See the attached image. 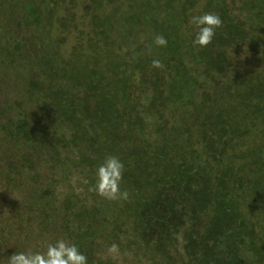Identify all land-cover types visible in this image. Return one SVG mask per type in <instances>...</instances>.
<instances>
[{"label": "trees", "instance_id": "16d2710c", "mask_svg": "<svg viewBox=\"0 0 264 264\" xmlns=\"http://www.w3.org/2000/svg\"><path fill=\"white\" fill-rule=\"evenodd\" d=\"M67 1L0 0V90L16 96L0 104V178L8 191L30 185L0 224V250L20 243L0 257L51 235L88 264H117L112 244L147 264H264V71L236 61L242 47L264 61V0H82L80 23ZM206 12L222 26L193 47L188 20ZM108 155L124 166L125 200L89 191ZM39 161L60 166L61 182L75 171L77 191L58 199Z\"/></svg>", "mask_w": 264, "mask_h": 264}, {"label": "rangeland", "instance_id": "374dc122", "mask_svg": "<svg viewBox=\"0 0 264 264\" xmlns=\"http://www.w3.org/2000/svg\"><path fill=\"white\" fill-rule=\"evenodd\" d=\"M58 1H60L59 4L62 5L63 3L61 2L62 0H58ZM62 6H65V7L68 6L69 8H72L71 7L72 5L70 6L67 0L64 1ZM73 7L74 9L72 10L75 13V16H76L75 18L77 19L76 21L77 23H80L81 15L83 14V8L85 7V4L82 0H75V4ZM63 10L64 9H61V10L57 9L56 14H54L55 17H58L59 15H63L64 14ZM20 15H21V7H17L15 9L13 18L19 19ZM1 20H2V17L0 16V21ZM2 25L4 26V24L0 22V49L5 48L6 39L7 37H9L8 32H6L7 30H5ZM54 25L56 24L54 23ZM9 26H12V23H10ZM75 39H76V33L73 32L71 33V35H69L68 43L65 45L66 50L69 49L70 46L75 42ZM236 58H237L236 61L238 62L239 66L241 67L243 71H250V70L252 71L255 70L257 72L264 71V61L259 62L258 61L259 56H256L253 53L247 51L246 48H243V47L240 48L237 53ZM0 78L3 79V76L0 75ZM14 93H15L14 89L9 88L6 85L3 91L2 89L0 90V104L5 103V101L11 102L12 99H15L16 96H14ZM13 113L14 114L17 113V110L13 111ZM29 120L31 121V125H34V119L32 117L31 118L29 117ZM4 144L5 142L3 143L2 139L0 138V146H2L3 148H6ZM3 148L0 147V162L2 161L5 162V158L7 157L6 154L3 152ZM20 150H23V149L20 148ZM20 150L18 149L19 152H21ZM61 153H62L61 155H66L68 157L72 156L71 149L63 150ZM13 157H15L14 159H17L16 155H14ZM34 157H37L40 159L42 155L40 153H36ZM37 169H38L37 171H39V173L42 176V180H41L42 183L50 182V179L52 177H55L53 174L56 175L55 177L56 180L60 181L63 179V176L61 175L62 172H61L60 166L54 167L52 164L39 161L37 165ZM70 171H71V174H69V179L64 180L62 182L60 181V183L58 184L56 188V193L58 194L57 197L61 195L63 196V195L69 194L70 191H74V192L77 191L76 188H77V183L79 181L78 175L76 174L75 171L73 170H70ZM27 188L28 189L30 188L29 181L24 180V181H21L20 183L19 182L16 183V189H14L13 191H8L6 190L4 183L2 179L0 178V224L1 225H4L5 222L9 220V217L12 215V213H14V210L18 208L17 206H19L22 202L27 200V191H26ZM58 199H60V197ZM23 228H24V231H30L32 228L36 229L37 231L41 230V228L36 224V222H34L33 226H29V224L26 223L24 224ZM19 243H20V239L13 237L11 242L9 244L7 243V246L2 247V249L0 250V254L9 255L10 252L7 253L6 251L8 250L10 251L11 249H14L15 246L19 245ZM48 243H52L51 235H48V236L43 235L42 238L36 237L35 239H32V241L27 242L25 246L21 248V251H27V250L35 251L37 249L43 250L44 247ZM181 246H182V240L179 237L177 249L179 250L180 253L182 251ZM109 256H113L117 264H147V259L139 257L138 255L135 256L133 253H129L127 251H122V252L118 251L115 254H109ZM7 257L8 256L4 258H7Z\"/></svg>", "mask_w": 264, "mask_h": 264}, {"label": "clouds", "instance_id": "9594fccd", "mask_svg": "<svg viewBox=\"0 0 264 264\" xmlns=\"http://www.w3.org/2000/svg\"><path fill=\"white\" fill-rule=\"evenodd\" d=\"M194 35L191 40L193 47H206L212 43L216 32L222 26V20L216 13L206 12L192 15L188 20ZM154 44L164 47L167 41L163 36L156 35ZM153 68H161L159 60L152 61ZM124 166L114 155L106 156L95 169L94 181L89 191H94L105 200H125L128 197L126 191L120 189ZM88 184V180L83 181ZM109 254L118 252L115 244L108 248ZM88 264L87 257L79 250L78 246L60 238L53 243H48L43 250L14 251L7 258L0 257V264Z\"/></svg>", "mask_w": 264, "mask_h": 264}]
</instances>
